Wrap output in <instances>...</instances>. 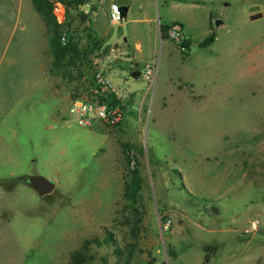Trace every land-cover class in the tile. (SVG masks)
Wrapping results in <instances>:
<instances>
[{
    "label": "rangeland",
    "instance_id": "374dc122",
    "mask_svg": "<svg viewBox=\"0 0 264 264\" xmlns=\"http://www.w3.org/2000/svg\"><path fill=\"white\" fill-rule=\"evenodd\" d=\"M193 1H151L153 22L179 21L190 43H157L148 85L122 58L102 67L108 46L80 78L43 77L30 0H0V264H65L87 239V264H264V0ZM76 17L57 15L61 34ZM95 72L117 88L106 98L122 103L117 124L80 126L68 112L96 99ZM132 169L133 200L122 195ZM27 175L52 191L39 195Z\"/></svg>",
    "mask_w": 264,
    "mask_h": 264
},
{
    "label": "crops",
    "instance_id": "0c3cea01",
    "mask_svg": "<svg viewBox=\"0 0 264 264\" xmlns=\"http://www.w3.org/2000/svg\"><path fill=\"white\" fill-rule=\"evenodd\" d=\"M115 2L120 7H125L126 10L124 14H122V19L120 22H112L108 18V2ZM152 0H98L94 2L89 10L88 14H85V19L83 22L80 21V13L81 10L77 8L76 10H69L76 14V18L71 25L73 26L68 30L69 32H73V36L75 41L78 42V45L85 44L88 41V36L96 39L99 42V48L97 51L104 50L107 46L110 47V51L101 52L99 55V59L101 61V66L103 67V59L105 56L112 55V60L114 58H122L124 62L122 63L126 71L130 73L133 70H137V65L139 62L145 64L147 59L153 58L155 54L156 44L162 45L165 42L166 47L168 46L166 43L167 38H161L159 33V23H162L159 19L154 23L153 15H152ZM176 2H182L187 0H173ZM195 0L192 3L196 4ZM256 7H259L258 4L263 0H250ZM150 8L149 11L147 10ZM33 9V7H32ZM137 9L140 11H137ZM255 12L261 13L258 8H256ZM34 19V28H32L34 32V56L37 60L36 68L40 69L43 72H47L48 65L50 63V56L48 52V29L45 26L44 22L40 19L39 15L33 9ZM251 15V13H250ZM176 21L180 25L181 23L177 20H171L165 23H170ZM125 26V34L121 32L119 34L120 29ZM182 26V25H181ZM17 28L16 21H10L9 26L7 27V38L6 40H10L12 38L13 32ZM21 30V29H19ZM211 30V29H210ZM209 30V31H210ZM23 32V30H21ZM183 33V29H182ZM117 34V36H115ZM186 40L189 39L183 35ZM115 37V38H114ZM117 40L121 41V44L112 45V41ZM190 43V41H189ZM188 48V47H187ZM41 52H44L45 55V63L42 65L40 60ZM166 52V49H165ZM109 63V62H108ZM44 66V67H43ZM108 64L105 65L104 72L108 74L110 68L107 67ZM112 69V68H111ZM41 72V73H42ZM60 75V74H59ZM132 78V77H131ZM69 104V103H68ZM67 104V106H68Z\"/></svg>",
    "mask_w": 264,
    "mask_h": 264
},
{
    "label": "trees",
    "instance_id": "16d2710c",
    "mask_svg": "<svg viewBox=\"0 0 264 264\" xmlns=\"http://www.w3.org/2000/svg\"><path fill=\"white\" fill-rule=\"evenodd\" d=\"M31 5L35 12L39 15L40 19L44 22L45 26L48 29V52L50 56V63L47 68V72L60 74V76H66L73 73V71L77 72L78 77L80 78L86 71L90 70L93 67L91 61L94 52L98 50L99 42L88 36V41L85 44L78 45V42L75 41L73 36V32H69L66 30L65 40L63 42L60 41L61 31L59 26L52 14V2L50 0H30ZM83 0H71L65 2V10H76L81 4ZM80 21L83 22L85 19V14L80 13ZM260 17L259 13L256 15H250L251 18ZM170 23H177L173 21ZM169 23H159V33L161 38H166L165 29ZM182 28V26L180 25ZM215 38V31L213 29L210 30L206 34V36L201 39L197 46L200 48H205L209 46ZM182 45L187 48L189 45V41L184 39ZM94 74V73H93ZM93 74L91 75L90 80L88 81L89 91L88 94L93 95L92 93V82H93ZM115 100L112 99L111 103ZM130 180L126 182L123 187V196L126 199L133 200L134 194L138 188V175L137 170L132 169L130 171ZM110 239V237H106V241ZM93 239L83 240L82 243L74 250L69 253L68 260L65 264H87L88 260L91 257L90 249L91 243ZM98 245V243L96 242ZM117 253V252H116ZM118 254V253H117Z\"/></svg>",
    "mask_w": 264,
    "mask_h": 264
},
{
    "label": "built area",
    "instance_id": "2783aa9c",
    "mask_svg": "<svg viewBox=\"0 0 264 264\" xmlns=\"http://www.w3.org/2000/svg\"><path fill=\"white\" fill-rule=\"evenodd\" d=\"M71 0H54L52 2V14L55 20L57 15H62L65 9V2ZM98 0H83L78 7L83 14H88L94 2ZM108 18L112 22H120L122 19L120 7L115 2H108ZM57 22V21H56ZM165 36L173 42L180 50H184L182 45L184 36L182 28L177 23H169L165 29ZM65 40V35L60 34V41ZM156 65L153 61L144 64L138 77L145 81L148 85L152 84L155 77ZM116 87L111 84L109 79L100 72L93 74L92 93L96 97L95 100H86L75 98L68 105V112L73 114L75 122L80 126H89L93 121H103L107 124H117L123 115L122 103L117 99L111 103L107 100L108 96L113 97ZM168 221L164 223V227Z\"/></svg>",
    "mask_w": 264,
    "mask_h": 264
},
{
    "label": "water",
    "instance_id": "95a60500",
    "mask_svg": "<svg viewBox=\"0 0 264 264\" xmlns=\"http://www.w3.org/2000/svg\"><path fill=\"white\" fill-rule=\"evenodd\" d=\"M125 10L126 8L124 6L121 7V15L124 14ZM213 22L215 26H220L222 24V21L218 20L217 18L214 19ZM138 75V70H133L129 73V76L132 78H136ZM21 180L31 186L39 195L49 194L54 187L52 181L40 175L22 176Z\"/></svg>",
    "mask_w": 264,
    "mask_h": 264
}]
</instances>
